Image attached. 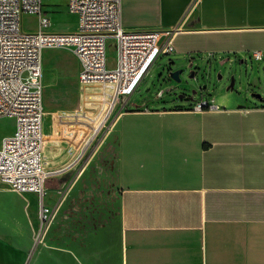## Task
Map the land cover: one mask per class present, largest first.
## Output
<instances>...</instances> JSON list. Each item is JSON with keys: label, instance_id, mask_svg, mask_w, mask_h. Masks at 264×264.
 Returning <instances> with one entry per match:
<instances>
[{"label": "crops", "instance_id": "crops-1", "mask_svg": "<svg viewBox=\"0 0 264 264\" xmlns=\"http://www.w3.org/2000/svg\"><path fill=\"white\" fill-rule=\"evenodd\" d=\"M120 14L126 30L177 28L172 62L198 70L191 84L169 78L166 91L179 94L126 106L83 166L73 161L80 127L43 117L44 203L60 205L65 183L76 187L86 165L112 152L118 255L110 260L107 227L88 233L99 264H264V0H120ZM199 101L216 108L193 110ZM11 230L2 223L0 233ZM74 242L55 252L84 264ZM7 245L0 240V264H21L25 246Z\"/></svg>", "mask_w": 264, "mask_h": 264}, {"label": "built area", "instance_id": "built-area-1", "mask_svg": "<svg viewBox=\"0 0 264 264\" xmlns=\"http://www.w3.org/2000/svg\"><path fill=\"white\" fill-rule=\"evenodd\" d=\"M45 1L0 0V117L14 120V131L0 140V181L18 193L38 196L42 226L52 216L51 207L43 200L49 177L42 153L43 50L68 47L78 62L81 104L61 121L80 127L81 142L73 161L81 163L96 147L113 115L126 109L128 99L156 60L174 51L177 32V28L124 29L120 0H66L68 12L77 15L76 27L55 31ZM23 13L37 15L36 30L22 29ZM109 40L115 49L112 66L107 59ZM253 56L261 58L258 51ZM205 107L216 108L199 101L193 110Z\"/></svg>", "mask_w": 264, "mask_h": 264}, {"label": "rangeland", "instance_id": "rangeland-1", "mask_svg": "<svg viewBox=\"0 0 264 264\" xmlns=\"http://www.w3.org/2000/svg\"><path fill=\"white\" fill-rule=\"evenodd\" d=\"M44 9L51 17L53 30L72 31L75 29L77 15L68 12L66 0H46ZM20 25L24 31L37 29V15L23 13L20 17ZM114 57V42L109 40L107 44L108 66L113 65ZM174 59L178 60L180 56L165 54L156 61L137 90L128 99L126 105L129 109H135L138 106L136 101L140 99L152 101L157 98L160 100L168 98L171 94L182 92L178 87L166 91L169 88L168 72L187 66L185 63H170ZM42 60L44 122L50 120L56 123L58 115H67L79 108L81 104V90L77 80L78 62L68 47H47L43 50ZM161 66L164 68L161 69ZM191 71V67L183 69L180 75L181 80L191 84ZM197 78L199 85L204 87L202 69L198 71ZM117 117L118 113L113 115L102 138L110 133ZM13 127V119L0 117V140L3 136L11 134ZM87 158L88 156L82 162V166ZM85 169L83 176L77 178L76 187L72 181L65 183L60 192L56 194V199H60L61 203L58 205L55 202L53 206L49 205L52 209V216L49 223L43 226L38 215V196L31 193H18L0 181V192L4 193L0 196V227L3 223L4 227L12 229L9 234L0 233V240L10 244L11 247L7 246L11 250L21 245L25 246L21 264H68L67 258H60L59 253L55 251L67 250L69 240L72 243L75 241L74 244L79 249L85 250V257L75 258L77 263L99 264L98 260L90 256L92 251L87 234H95L101 227L109 229L110 260L113 262L117 260L120 191L115 157L111 152L105 162L97 159L89 166L86 165ZM26 194L35 196L34 206L30 204ZM21 211L26 216L24 220L20 217ZM92 244L94 250L99 249V243Z\"/></svg>", "mask_w": 264, "mask_h": 264}, {"label": "water", "instance_id": "water-1", "mask_svg": "<svg viewBox=\"0 0 264 264\" xmlns=\"http://www.w3.org/2000/svg\"><path fill=\"white\" fill-rule=\"evenodd\" d=\"M170 63H174V62H170ZM191 66H192V65L189 64V65H187V66H185V67H182V68H178V69H175V70H170V71L168 72V77H169L171 80L175 81V82H180V81H181V77H180V75H181L183 69H186V67H191ZM163 68H164V67H162V69H163ZM197 70H198V68L195 69V70H193V71H191V74H190V77H191V78H193V77L195 76V73L197 72Z\"/></svg>", "mask_w": 264, "mask_h": 264}, {"label": "bare ground", "instance_id": "bare-ground-1", "mask_svg": "<svg viewBox=\"0 0 264 264\" xmlns=\"http://www.w3.org/2000/svg\"><path fill=\"white\" fill-rule=\"evenodd\" d=\"M43 136H44V134H43Z\"/></svg>", "mask_w": 264, "mask_h": 264}]
</instances>
